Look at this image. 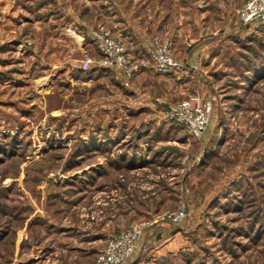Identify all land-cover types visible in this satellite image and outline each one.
I'll return each instance as SVG.
<instances>
[{"label":"rangeland","instance_id":"obj_1","mask_svg":"<svg viewBox=\"0 0 264 264\" xmlns=\"http://www.w3.org/2000/svg\"><path fill=\"white\" fill-rule=\"evenodd\" d=\"M245 1L155 0L180 18L182 37L220 24L231 35L203 74L208 90L200 78L185 94L165 90L174 77L147 54L159 35L185 70L171 34L153 33L134 58L126 45L147 63L135 75L152 69L143 97L157 105L136 111L115 109L145 99L129 98L109 73L83 80L89 71L77 63L98 57L96 47L52 67L26 47L38 22L17 23L18 48L1 53L0 264H96L111 237L140 223L125 264H264V20L240 18ZM183 99L210 102L198 137L166 117ZM181 204L182 219L166 216Z\"/></svg>","mask_w":264,"mask_h":264},{"label":"crops","instance_id":"obj_2","mask_svg":"<svg viewBox=\"0 0 264 264\" xmlns=\"http://www.w3.org/2000/svg\"><path fill=\"white\" fill-rule=\"evenodd\" d=\"M38 1L39 5L35 3L36 0H0V76L5 72L1 53L3 50L18 48L20 42L16 44V41L20 40L16 36L17 23L28 20L38 22V25L34 24L35 28L27 31L28 52L45 54V58L42 56L41 60L50 63L52 67H69L75 60V55L79 53L82 55L95 49L91 35L93 28H107L111 34L119 36L126 43L133 58L145 52V46L153 33L159 32L162 35L169 33L174 39L176 55L185 58L188 67L180 73H169L173 75L174 81L166 82L164 88L166 90L173 86L184 94L189 87L192 91V83L199 86L200 78L202 80L200 87L204 86L203 90H208L206 85L208 79L204 78L203 74L206 75L209 64L224 56L222 45L226 43L229 34L231 35L226 30V26L223 24L221 28L220 24L204 36L188 34L182 37L181 31L185 28L180 18L173 15L172 10L154 3L155 0ZM39 22H42L41 26ZM218 66L219 64L215 67ZM150 70L152 69H144L132 78L126 86L129 98L136 95L145 99L143 97L146 95L145 87L150 86L146 75ZM88 71L83 77L87 84L91 81L100 83L99 79L109 73L116 85H125L120 70L109 71L105 67H91ZM0 82L5 83V80L2 79ZM197 90L196 86V90L192 92ZM152 102L154 103L152 100L147 102L146 99L139 102L128 100L124 103H115V109L123 105L136 111V108H145L147 105H152ZM102 107L105 109V106ZM163 119L165 120L164 116Z\"/></svg>","mask_w":264,"mask_h":264},{"label":"built area","instance_id":"obj_3","mask_svg":"<svg viewBox=\"0 0 264 264\" xmlns=\"http://www.w3.org/2000/svg\"><path fill=\"white\" fill-rule=\"evenodd\" d=\"M238 15L244 21L256 17H261L264 20V0H246L240 5ZM91 35L100 55L95 57L88 54L77 63L81 70L88 71L93 66L103 68L115 66L121 69L124 84L128 85L135 73L147 66L144 57L139 61H133L127 52L125 42L119 36L116 37L111 34L109 29L93 28ZM169 45L170 42L167 39L162 42L159 35H154L151 39L147 54L149 62L158 73H178L185 68L184 63L172 55ZM210 107L209 101L195 107L190 103V100L183 99L167 111L166 117L185 126L190 134L198 137L209 124ZM184 214L185 206L181 204L175 211H170L166 216L179 221L184 217ZM142 227L143 224L140 223L137 226L124 229L117 236L111 237L106 246L101 249L96 264H125L134 252L135 242Z\"/></svg>","mask_w":264,"mask_h":264},{"label":"trees","instance_id":"obj_4","mask_svg":"<svg viewBox=\"0 0 264 264\" xmlns=\"http://www.w3.org/2000/svg\"><path fill=\"white\" fill-rule=\"evenodd\" d=\"M118 162H119V161H118ZM118 162H117V163H111V164L118 165V164H119ZM127 164H128L129 166H131V167L133 166L132 163H127ZM101 168H103V167H102V166H99V168H98V167H95L94 169H92V168H91V169H92V171L99 172V170H101ZM1 232H2V231H1ZM1 232H0V239L2 238V235H3V234H1Z\"/></svg>","mask_w":264,"mask_h":264}]
</instances>
